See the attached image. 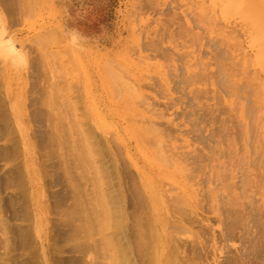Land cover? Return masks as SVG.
I'll return each mask as SVG.
<instances>
[{"label":"rangeland","instance_id":"rangeland-1","mask_svg":"<svg viewBox=\"0 0 264 264\" xmlns=\"http://www.w3.org/2000/svg\"><path fill=\"white\" fill-rule=\"evenodd\" d=\"M0 11L4 41L24 59L0 58V264H34V251L37 264L109 263L100 241L113 229L97 228L104 203L94 184L116 196L100 198L125 211L135 242L132 222L148 211L132 158L161 190L175 183L149 168L164 151L152 135L194 172L196 206L188 197L168 214L185 212L194 229L174 225L170 236L200 244L189 254L196 264H264V55L237 13L211 0H0ZM151 120L158 134L145 131ZM82 135L98 171L82 160Z\"/></svg>","mask_w":264,"mask_h":264},{"label":"bare ground","instance_id":"bare-ground-1","mask_svg":"<svg viewBox=\"0 0 264 264\" xmlns=\"http://www.w3.org/2000/svg\"><path fill=\"white\" fill-rule=\"evenodd\" d=\"M5 2H7V1H5ZM4 2V3H5ZM211 2H212V4L215 6L216 5V7H218V9H219V13L221 12L222 14L224 13V12H226V11H231V12H234V13H237L239 16H240V18L242 19V21L243 22H241L239 25L240 26H242L241 28L243 29V34L244 35H246V36H248V37H251V38H255V39H257V41H259L260 42V44H259V46H258V48H257V51H256V53H255V56H258V57H256V58H259V57H261V56H263L264 55V0H211ZM9 3V2H8ZM3 3H1V6H3L2 5ZM6 4V3H5ZM4 4V5H5ZM7 5V4H6ZM214 9V8H213ZM174 14V13H173ZM176 14V13H175ZM180 18V17H179ZM179 18H177V20L179 19ZM182 18H183V16H182ZM173 19L175 20V18L173 17ZM180 21L182 22V20L180 19ZM186 22H188L187 20H185ZM174 22V21H173ZM176 22V21H175ZM177 22H179V21H177ZM3 24H4V18H3V15H2V13H1V11H0V58L3 60V61H5V62H14V63H16V64H23L24 63V59L22 58V56H21V54H20V52L18 51V49H19V47L18 46H16V45H14L13 43H12V41L11 40H8V38L4 41V38H3V35L5 34V30H4V27H3ZM179 24V23H178ZM177 24V25H178ZM182 25L183 24H185V23H181ZM180 24V25H181ZM180 25H178V27L180 26ZM243 25L245 26V27H243ZM185 26V25H184ZM183 26V27H184ZM182 27V28H183ZM181 28V27H180ZM181 28V29H182ZM190 28V27H189ZM184 29V28H183ZM188 29V28H187ZM181 31V30H180ZM185 32H186V30H184ZM183 30L181 31V33L182 32H184ZM188 31V30H187ZM180 33V32H179ZM183 34V33H182ZM189 79V78H188ZM187 79V80H188ZM189 81H191V80H189ZM188 82V81H187ZM190 84H192V81L190 82ZM53 113V112H52ZM51 113V114H52ZM56 113V112H55ZM50 116H53V114L52 115H50ZM57 116V115H56ZM57 117H59V116H57ZM52 118V117H51ZM50 118V119H51ZM61 118H62V116H61ZM63 119V118H62ZM48 120V119H47ZM86 120V119H85ZM49 121V120H48ZM50 121H54V120H50ZM49 121V122H50ZM59 121V120H58ZM57 121V122H58ZM62 121H64V120H62ZM74 122H76V121H74ZM85 122V121H84ZM47 123V122H46ZM72 123H73V121H72ZM72 123H71V125H72ZM79 123V122H78ZM78 123H77V125H78ZM50 124V123H49ZM59 124H61V123H59ZM84 123L82 122V125L79 123V125L80 126H84L83 125ZM85 124H86V122H85ZM151 124H152V120H151ZM53 125V124H52ZM51 126V125H50ZM59 126V125H58ZM73 126V125H72ZM86 126V125H85ZM84 126V127H85ZM154 125L152 124L151 126H149V127H147L146 128V132L148 131L149 132V134L148 135H152V133L153 134H155V133H157V131H158V129H157V127H153ZM54 127V126H53ZM51 128V127H50ZM50 128H49V130H50ZM60 128H62V127H60ZM68 128V127H67ZM54 129V128H53ZM56 129V128H55ZM80 129H82V128H80ZM86 129H88V128H86ZM133 129H134V127H133ZM57 130V129H56ZM58 130H61V129H58ZM86 131L85 129H82L80 132H84V131ZM55 133H54V136L56 137V139L58 140L60 137H61V135L59 134V132H56V131H54ZM88 132V131H87ZM84 133H86V132H84ZM89 133V132H88ZM143 133V131H141V134ZM48 134V133H47ZM50 134V133H49ZM158 134V133H157ZM163 134V133H162ZM144 135V134H143ZM142 135V137L144 138V136ZM164 135V134H163ZM162 135V136H163ZM155 136V135H154ZM162 136H161V138H162ZM149 137V138H148ZM150 137L151 136H147V143H148V145H149V143L151 142V140H150V142H148L149 141V139H150ZM79 138V137H78ZM83 138H85L86 139V136L84 135H82V144H81V149L83 148V150L81 151V152H83V154H84V158L82 157V155H80V154H78V151H77V156L78 155H80L81 156V158L80 159H82L83 161H84V159H86V158H88V156H89V158H88V161H89V163H87V164H89V165H91L90 167V169H92V168H94V167H96V166H93L92 164L94 163L95 164V162H93V160H95V159H93L92 160V158H93V156H91L92 158L90 159V155H92V154H89V150L90 149H92V148H89L88 149V147H90V146H88L89 144H88V142H87V144H86V140L84 139L83 140ZM146 138V137H145ZM144 138V139H145ZM152 142L154 143H152L151 142V146H153V145H155V147H157L156 149L157 150H159L160 152L161 151H163V154H161V153H159V155L158 154H156V156L154 155V158H152V157H150L149 155V157L150 158H152V160L151 159H149L148 160V165H149V168L151 169V170H153V171H156L158 174H160L163 178H165V177H172V179L174 178V181H175V183L173 184V186H174V188H173V190H172V192H170V191H165V190H161V188H160V186H159V184L157 183V182H155L154 181V178H153V176L150 174V172H148V171H145V170H143L144 169V167H141L139 164H138V162L136 161H134V160H136V159H133L132 158V164H133V168L135 169V171H136V175H137V177H138V179H139V186L141 185V187H139V188H141L142 189V192H141V189H139L140 191H138L139 192V194L141 195L140 197L142 198V199H145L146 201H143V202H145L146 203V207L147 208H145V209H147V215L142 219V218H139V219H137V218H135L134 220H133V222H132V220H130L131 222H132V226H135V227H137L136 228V230L138 229V231H137V234L139 235V237H137L138 239L136 240L135 239V242H133L132 240H131V242H130V238H129V236H128V234L130 233H128V225H129V223H128V225H127V223H126V219L127 218H125L126 216H127V214H126V216H125V211L124 210H122V208H121V206H119V208H120V210L118 211L119 213H117V211L115 210V208H118V207H116V204H115V202H114V204H115V206H114V208H113V204H110L109 205V203L106 201V200H108V201H110L111 199L113 200L116 196L114 195V194H111V195H109L110 197H113L114 196V198H110L109 196H108V194L106 195L105 193H104V191L103 192H99V190L100 189H102V185L100 186V188H98V185L97 184H94L93 185V187H96L95 189V191H98V193H97V195L98 194H102L103 196H105L106 195V197H104V199H106V200H104L105 202H102V200L103 199H101L100 197H103L102 195H99V196H97L98 198H99V201L101 202V203H106L105 205L106 206H104V204H102V210L101 211H104V214H103V216H102V219L99 221V220H97V224H98V230H99V232H101V231H103V230H106V228H112L113 230V234H111L110 233V235L109 236H111V237H108L107 238V236L105 235V237H106V239L104 238V240H103V238H102V240H101V238L99 237V239L101 240L100 242H102L103 244H102V247H100V248H103V247H105V248H107V249H109L110 251H111V254H110V251H108L107 249H106V252H108V254H109V256L111 257H109L110 258V260L111 261H109V263L110 264H133L134 263V260L132 259V255H142L143 257H144V259L143 260H145V261H147V262H145V263H147V264H196V262L194 263L193 261H195L196 260V258L197 257H190V255L189 254H194V252H192L195 248L197 249V246H199V245H197V246H195L194 247V245L196 244L195 242V244H191V242H189V241H187L188 242V244H187V248L185 247V245H184V243H183V241H185L186 242V240H185V238H184V240H182L181 239V237H179L178 238V236L181 234L180 232H177L176 234L178 235V236H176V234H171L172 235V237L173 236H176V241H174V245H175V251L178 253V256H177V260L176 261H174L176 258H175V256L177 255V253H176V255L174 254L175 253V251H174V253H173V255H175V256H172V254H168L167 253V249H166V247H167V244L170 242V241H173L171 238V236H170V230L172 229V230H175L176 231V229L177 230H181V232L183 231V230H191V229H194V228H191V229H189L188 227H187V225L188 226H190L189 224H191V219L190 218H188V219H186V218H184L185 216L186 217H188V214L187 215H185V212H182V214L184 213V217H183V215H182V217H180V216H172V217H176V219H174V220H170V206H172L173 208H174V205H177V206H179V204H180V208L179 207H177V206H175L176 208H179V210L181 211V209L183 208V206L181 205V202H184L185 203V205H186V202L188 201L187 200V198L188 197H190V199L192 200V203H193V205H194V207L196 206V200L194 199V195H193V192H192V190H191V186H189L188 185V183L186 182V180L187 181H189V180H193L192 179V177H193V175H194V172L193 173H191V174H193V175H191L190 174V172L189 173H187L186 171H184L183 172V170H188V168H187V165L185 164V165H182V163H183V161L182 160H180L179 158H175V156H176V154H175V152H172L171 151V149L168 147V145L169 144H166L165 146H166V148H164L165 146L163 145L162 146V141H164L165 142V139H160V137H159V135H156L155 137H153V135H152ZM46 139H48V138H46ZM137 139V138H136ZM139 139V138H138ZM28 140V139H27ZM57 140H55V141H57ZM153 140H155V142L153 141ZM51 141V140H50ZM81 141V140H80ZM84 141V142H83ZM52 142H53V140H52ZM51 142V143H52ZM59 142V141H58ZM79 142V141H78ZM95 142V141H94ZM138 142L139 143H141L139 140H138ZM145 142H146V139H145ZM163 142V143H164ZM57 143V142H56ZM91 144V143H90ZM143 144V143H142ZM153 144V145H152ZM165 144V143H164ZM87 147H86V146ZM96 148V147H95ZM149 148V147H148ZM77 149V148H76ZM98 149V148H97ZM79 150V149H78ZM100 149H98V151H99ZM109 151V150H108ZM128 151H129V149H128ZM127 151V152H128ZM154 151V150H153ZM168 151H171V152H168ZM92 152H95V151H92ZM110 152V151H109ZM113 152V151H112ZM146 153V152H145ZM94 154V153H93ZM127 154V153H126ZM116 155V154H115ZM130 155V154H129ZM132 156H134V155H132ZM90 159V160H89ZM112 160V159H111ZM87 161V162H88ZM146 161V160H145ZM130 162V161H129ZM84 163H86V161L84 162ZM89 165H87V167L89 166ZM97 165V164H96ZM93 166V167H92ZM186 166V168H184ZM88 169H89V167H88ZM97 170L98 171V167L97 168H94V170ZM113 169V168H112ZM192 170V169H191ZM191 170H188V171H191ZM97 171H95V172H97ZM109 171H112V170H109ZM94 172V174H92L93 176V178H92V181L94 182V181H97L98 180V177H100V175L101 174H99L98 175V172H97V174ZM192 172V171H191ZM32 173V172H31ZM115 173V172H114ZM113 173V174H114ZM183 173H185V174H183ZM186 173L187 174H189V175H186ZM107 175V174H106ZM35 176V175H34ZM33 177V176H32ZM97 178V180H95V179ZM106 178V177H105ZM110 178V177H109ZM186 178H188V179H186ZM194 178V177H193ZM94 179V180H93ZM101 181V180H100ZM99 181V182H100ZM116 181H118V180H116ZM194 181V180H193ZM94 183H96V182H94ZM104 183H106V182H104ZM108 184V183H107ZM137 184V183H136ZM193 184V183H192ZM112 185V184H111ZM154 185V186H153ZM107 186V185H106ZM113 186V185H112ZM138 186V185H137ZM107 187H109V186H107ZM119 187V186H118ZM113 188V187H112ZM117 188V187H116ZM97 189H99V190H97ZM119 189V188H118ZM137 189V188H136ZM230 189H231V187H230ZM229 189V190H230ZM94 191V190H93ZM120 191H121V189H120ZM161 191H162V193H161ZM164 191V192H163ZM119 192V191H118ZM141 192V193H140ZM228 192H230V191H228ZM94 193H96V192H94ZM93 193V194H94ZM104 193V194H103ZM122 193H123V191H122ZM166 193V194H168V195H171L170 196V198H169V196H167V195H165L164 196V194ZM117 196H119V195H121V193L119 192V193H115ZM144 196H143V195ZM229 194V193H228ZM174 195V196H173ZM143 196V197H142ZM167 196V197H166ZM229 196V195H228ZM121 197H123V196H121ZM145 197V198H144ZM163 197H165V199H167V198H169V199H171L170 200V202H171V205H170V203L167 201V200H164V198ZM38 200V199H37ZM117 200H120V199H117ZM136 200H137V198H136ZM141 200V199H140ZM139 201V200H138ZM173 201V202H172ZM116 202H119V201H116ZM121 203V200H120V202L118 203V204H120ZM172 203H173V205H172ZM184 203H182L183 205H184ZM196 203V204H195ZM230 203H232V200L229 202V205H230ZM109 206H108V205ZM131 204V203H130ZM35 205V204H34ZM232 205V204H231ZM98 206H99V204H98ZM181 206H182V208H181ZM100 207H101V204H100ZM106 207L107 208H109V209H106ZM171 207V208H172ZM229 207H231V206H229ZM113 208V209H112ZM118 208V209H119ZM172 208V209H173ZM187 208V207H186ZM251 208V207H250ZM249 208V209H250ZM254 208V207H253ZM184 209H185V207H184ZM247 209V208H246ZM252 209V208H251ZM109 212H108V211ZM111 210H112V213H111ZM113 210L114 211H116V214L114 215L113 214ZM175 210V209H174ZM177 210V213L179 212V210L178 209H176ZM176 210H175V212H176ZM229 210V209H228ZM232 210V209H231ZM136 211V210H135ZM186 211H187V209H186ZM195 211V208H193V210L191 209L189 212L192 214L193 212ZM246 211V210H245ZM172 212V211H171ZM174 212V211H173ZM172 212V213H173ZM175 212H174V214L173 215H175ZM264 212V211H263ZM111 214H113L114 216H112ZM169 214V215H168ZM178 214H181V212H179ZM190 214V215H191ZM253 215H254V213H252ZM264 214V213H263ZM263 214H261L262 216H263ZM117 215V216H116ZM137 215H139L138 213H137ZM145 215V214H144ZM251 215V214H250ZM252 215V216H253ZM134 216V215H133ZM136 216V215H135ZM132 217V216H131ZM138 217V216H137ZM171 217V218H172ZM193 217V216H192ZM191 217V218H192ZM255 217V216H254ZM245 218V217H244ZM248 218V217H247ZM247 218H245V219H247ZM190 219V220H189ZM237 220V219H236ZM249 220H251L250 218H249ZM82 221H84V220H82ZM86 221V220H85ZM87 221H89V220H87ZM129 221V220H128ZM129 221V222H130ZM93 221H91V223H92ZM235 222V221H234ZM237 222V221H236ZM251 222H252V220H251ZM84 224V223H83ZM83 224H80V227L82 228V226H83ZM95 224V223H94ZM93 224V225H94ZM187 224V225H186ZM38 225V224H37ZM82 225V226H81ZM89 225V224H88ZM90 225H92V224H90ZM89 225V226H90ZM174 225H175V228L176 229H173L174 228ZM95 226V225H94ZM130 226H131V224H130ZM78 228H79V226H77ZM76 227V228H77ZM91 227H93V226H91ZM96 227V226H95ZM144 228L143 230L141 229V228ZM191 227V226H190ZM100 228V229H99ZM104 228V229H103ZM83 229V228H82ZM132 229V228H131ZM134 229V228H133ZM85 230H88V229H85ZM96 230V229H95ZM130 230V229H129ZM146 230V231H145ZM83 231V230H82ZM81 231V232H82ZM91 231V230H90ZM169 231V232H168ZM38 232V231H37ZM84 232V231H83ZM87 232V231H86ZM93 232V231H92ZM91 232V233H92ZM139 232V233H138ZM143 232H145L146 233V235L144 236H142L141 234H143ZM148 232V233H147ZM172 232H174V231H172ZM185 232V231H184ZM183 232V233H184ZM187 232V231H186ZM191 232V231H190ZM190 232H189V234H190ZM195 232V231H194ZM194 232H193V234H194ZM94 233V232H93ZM182 233V234H183ZM89 234V233H88ZM95 234V233H94ZM94 234H91V235H94ZM136 234V235H137ZM185 234V233H184ZM196 234V233H195ZM85 235H87V234H85ZM91 235H90V237H91ZM101 235V234H100ZM137 235V236H138ZM181 236H183V235H181ZM195 235H193V237H194ZM102 237V236H101ZM104 237V236H103ZM141 237V238H140ZM187 237V236H186ZM192 237V235H191V238H193ZM196 237V236H195ZM194 237V238H195ZM110 238L112 239V240H110ZM173 238H175V237H173ZM191 238H189V239H191ZM186 239H188V238H186ZM198 239H199V237H198ZM180 240L182 241V243H183V245L181 246L180 244H178L177 243V241L178 242H180ZM112 241V242H111ZM199 241V240H198ZM132 242H133V244L136 246V247H132L133 246V244H132ZM181 243V242H180ZM201 243V242H200ZM171 244H173V243H171ZM82 246V245H81ZM77 247H78V245H77ZM86 248V247H85ZM84 248V249H85ZM133 248V249H132ZM172 248V247H171ZM200 248V247H199ZM104 249V248H103ZM102 249V250H103ZM173 249V248H172ZM35 250V249H34ZM105 250V249H104ZM103 250V251H104ZM135 250V251H134ZM171 249H169V251H170ZM198 251V250H197ZM104 253H105V251H104ZM103 253V254H104ZM135 253V254H134ZM139 253V254H138ZM170 253H171V251H170ZM38 252L37 251H34V264H37V262L36 261H38L36 258H37V256H38ZM52 256V255H51ZM104 256H105V254H104ZM134 258L135 257H137V256H133ZM141 258V257H140ZM140 258H137V259H140ZM175 258V259H174ZM51 259V258H50ZM142 259V258H141ZM139 261H141V260H139ZM189 261H190V263H189ZM133 262V263H132ZM143 262V261H142ZM175 262V263H174ZM50 263H51V261H50ZM109 263H107L106 262V264H109ZM136 263H138V262H136ZM46 264H48L47 262H46ZM52 264V263H51ZM135 264V263H134Z\"/></svg>","mask_w":264,"mask_h":264},{"label":"crops","instance_id":"crops-1","mask_svg":"<svg viewBox=\"0 0 264 264\" xmlns=\"http://www.w3.org/2000/svg\"><path fill=\"white\" fill-rule=\"evenodd\" d=\"M4 23H5V21H4ZM4 25V24H3Z\"/></svg>","mask_w":264,"mask_h":264}]
</instances>
